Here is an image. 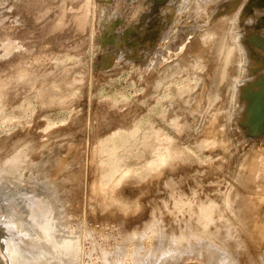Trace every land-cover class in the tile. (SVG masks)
<instances>
[{
	"label": "rangeland",
	"instance_id": "374dc122",
	"mask_svg": "<svg viewBox=\"0 0 264 264\" xmlns=\"http://www.w3.org/2000/svg\"><path fill=\"white\" fill-rule=\"evenodd\" d=\"M186 1L136 0L135 6L132 2L128 4L131 12L122 24H113L111 16L124 11L127 7L124 2H117L118 5L114 2L116 9L107 11L98 0H0V246L3 252L7 241L17 244L14 251H26L30 247L27 245L40 241L47 219L53 223L55 220L73 242H79L78 248L74 245L77 260L73 254L72 261L63 260L66 264H134L133 260L142 255L138 250L150 248L153 250L150 258L156 261L148 262L147 256L138 260V264L146 261L147 264H264V223L258 225L260 217L264 221V181L258 183L264 177L262 165L258 164L264 159L261 153L264 147L255 150L248 146L249 142L239 145L234 138L235 143L230 142L233 136L229 131L232 129L229 116L235 112L230 114L231 108L227 107L230 100V97L226 99L230 94L227 92L232 89L227 87L233 85L234 81H229L233 75L235 80L234 69L240 65L237 54L236 58L232 57L235 45L227 40H232L228 36L234 33V25L227 24L225 19L228 33L221 26L220 32L227 36L220 32L222 36L219 33L206 36L204 30L211 23L196 19L198 9L202 10L197 8V2L202 4L203 0ZM207 1L210 4L217 0ZM235 1L228 10L226 2L220 5L225 11L214 15L217 23H222L218 22L223 19L221 15L235 11L242 0ZM168 32L171 37L165 46L169 49L181 33L185 34L187 44L183 48L185 52L177 50L167 61L168 67H164L165 61L155 57L153 51L164 48L163 40ZM191 42L193 47L187 49ZM215 42L219 45L215 46ZM198 43L200 47L196 48ZM223 43L228 50L231 48L225 60L216 54L221 52ZM212 49L218 59L212 58ZM204 54L210 58L205 59ZM231 57L236 60L232 61ZM178 58L187 60L189 65L183 66L184 62ZM207 58L223 68H215ZM219 59L223 60L221 64L229 61L228 67L231 65V72L236 74L227 72L228 67L218 64ZM42 64L47 68L40 69V75L49 73V80L53 78L50 82L41 78L39 88L31 87V83L24 88L19 84L14 88L6 85L22 75L30 76ZM212 64L214 67L208 68ZM222 80L229 86L220 84ZM145 81L150 84L144 85ZM219 91L228 94L222 95L226 98L222 100L220 93V99H216L215 92ZM221 101H228L227 106L222 103L225 111L223 105L220 107ZM218 105L220 109L215 110ZM217 110L224 112L217 116ZM211 126L217 130L213 131ZM132 128L137 129L136 134L128 132ZM201 130L203 135L200 133L199 139L196 135ZM193 136L198 138V143L215 142L199 148ZM223 137L231 143L226 139L223 142L224 150L225 145H231L226 147L231 148L228 153L220 150L219 141ZM100 145L111 155L104 149L99 151ZM253 152L261 153V160L251 161ZM168 155L187 160L182 164H177L178 161L163 164L161 169L166 171L171 167V170L161 175L152 171L136 178L131 185L126 183L128 179H119L122 172L141 171L158 156ZM115 160L117 168L110 173L109 163ZM192 169L198 170L194 171L196 175ZM143 183L151 185L145 193L139 188ZM118 195H122L121 203L126 206L135 201L140 204L124 214L119 204L104 205ZM37 208L43 209L46 219L38 217ZM31 226L33 233L28 232ZM249 233L252 237L247 236ZM19 252L15 253L23 257L22 261L25 255ZM4 256L8 262L7 255ZM63 261L59 264H64Z\"/></svg>",
	"mask_w": 264,
	"mask_h": 264
},
{
	"label": "bare ground",
	"instance_id": "6f19581e",
	"mask_svg": "<svg viewBox=\"0 0 264 264\" xmlns=\"http://www.w3.org/2000/svg\"><path fill=\"white\" fill-rule=\"evenodd\" d=\"M186 1V0H185ZM206 0H203V1H201L202 2V4L200 3L199 4V1L197 2V0H196V2L198 3V7L197 6H195L194 4L192 5L195 9H196V7L197 8H202V10L201 9H198L199 11V13H197L196 15H197V17H196V19H200V20H202V21H205V22H207L208 21V23H211L210 24V26L206 29V30H204V34L206 35V36H208V34H209V36L210 35H214V33H219L220 31L222 32V30L224 29V31H225V33H228V32H226V25H225V19H226V22H227V24L228 23H233V25L234 26H232V28H234V33L232 34V32H230L231 30H228L231 34L228 36V37H231L232 38V40L231 39H228L227 38V40L231 43V41H232V43L235 45V51H233V53H232V57H235L234 55L235 54H237V58H238V65H239V68H236L237 69V71H236V69H234L235 70V72H237V75H236V77H235V80H234V76L235 75H233L232 77H233V80H231V81H229V82H232V81H234V83H233V85H232V87H231V85H230V87H227V88H232L231 90H229L230 92H227V90H226V92L229 94V96L226 98V97H222V95L224 96L225 95V93L224 92H215L216 94H217V97L220 95V93H221V96H219L220 98L222 97V100H223V98H226V99H228L229 97H230V100H229V106H227V102H225L226 103V106L227 107H230L231 108V110H229V112H230V114L233 112V110H234V114H231L230 116H229V118H231V122H230V124H231V128L232 129H230L229 131H231L230 133H231V135L233 136V137H231V139H235L236 140V143L238 142V144L239 145H242L243 143H246V142H249L250 144L248 145V146H251L250 148H252L253 147V149L255 148V150H256V148L258 149V148H261V147H264V0H242L241 1V3H240V5L235 9V11H233V12H230V13H224V14H222L221 16H223V19H222V21H218V22H222V23H217L216 22V18H213L214 17V15L216 14V13H218V12H221V10H223V11H225V9L224 8H222L221 9V7H220V5L222 4V3H224V2H226L227 3V5L225 6L227 9L226 10H228V9H231L233 6H234V4L236 3V1L235 0H217V1H214V3H213V1H212V3H208V2H211V1H207V2H205ZM124 2V1H123ZM135 2V1H134ZM184 2V1H183ZM183 2H180V4L181 3H183ZM187 2V1H186ZM193 2V1H192ZM206 3V7H202V5H204L205 3ZM115 3H117V2H115ZM133 3V2H132ZM195 3V2H194ZM204 3V4H203ZM207 3H208V5H207ZM119 3H117V5H118ZM122 4V3H121ZM125 4V3H124ZM137 4V3H136ZM172 4V3H171ZM196 4V3H195ZM225 4V3H224ZM132 5V4H131ZM133 5H134V3H133ZM184 5V4H183ZM252 5H253V7H252ZM135 6V5H134ZM133 6V7H134ZM167 6H168V4H167ZM169 6H170V3H169ZM178 6V5H177ZM114 7H116V6H114ZM113 7V8H114ZM131 7V6H130ZM132 7V8H133ZM171 7V6H170ZM114 9H116V8H114ZM135 9V8H134ZM166 9V8H165ZM189 9V8H188ZM191 10V9H190ZM178 12V11H177ZM178 14V13H177ZM247 14H249L250 16H248L247 18H246V16H247ZM226 17H228V18H226ZM173 19V18H172ZM176 24V23H175ZM229 24V25H230ZM185 25V24H184ZM229 25H227V27H229ZM223 28H221V27ZM185 28H187V27H185ZM171 29V28H170ZM226 29V30H225ZM229 29H231V28H229ZM169 31V30H168ZM182 31V30H181ZM180 31V32H181ZM220 32V33H221ZM219 33V34H220ZM187 34V33H186ZM222 35H225V34H223V33H221ZM220 34V36H222ZM171 35V32H168V34H167V37L165 38V40H163V42H164V48H162V47H157V49H156V51H153V55L155 56V57H158V58H161V59H163L162 60V62L164 63V61H165V65H164V67H168V62L167 61H169V59H171L173 56H174V53L175 52H177V50H183V48L184 47H186V42H185V39L186 38H184L183 37V35H185L184 33H181V34H178L177 36H176V38H175V45H173V46H170V49H169V47H167V46H165L166 44V42L168 41V39L171 37L170 36ZM174 36V35H173ZM225 36H227V34L225 35ZM186 37V36H185ZM188 38V37H187ZM218 38V37H217ZM216 38V39H217ZM225 38V37H224ZM200 39V38H199ZM221 39V43H222V41L224 42V40H222L223 38H220ZM174 40V39H173ZM227 41V42H228ZM200 42V41H199ZM217 42V41H216ZM216 42H215V46L218 44H216ZM218 42H219V44H220V41H219V39H218ZM226 41H225V43H227ZM228 42V43H229ZM228 43H227V45H228ZM200 43H198V44H196V45H198L196 48H199L200 47V45H199ZM218 44V45H219ZM195 45V44H194ZM202 45V44H201ZM214 45V44H213ZM212 45V46H213ZM221 45V44H220ZM226 44H224L223 43V45L222 46H220V49H221V52H220V50H219V52H217L216 54H221V56H218V55H215L214 54V52H216L219 48H217L216 49V51H214L213 49H215V46H213V52H210L211 54H213V56H212V58L214 57V60H215V58H217L216 56H218V58H220V57H223L222 59H224V58H226V57H229V54H227L228 53V51H231V48H230V50H228L227 49V47L229 46H225ZM162 46V45H161ZM188 47H187V49L188 48H191V47H193V43L191 42V44H189L188 43V45H187ZM212 46H211V48H212ZM168 48V49H167ZM210 48V49H211ZM229 48V47H228ZM186 49V50H187ZM127 50V49H126ZM165 50V51H164ZM170 50V51H169ZM190 50V49H189ZM207 50V49H206ZM211 50V51H212ZM184 52H185V50H183ZM205 51V50H204ZM207 51H209V48H208V50ZM187 52H190V51H187ZM206 52V51H205ZM234 52H237V53H234ZM152 53V52H151ZM209 53V52H208ZM208 53H206L207 55H209ZM231 53V52H230ZM203 54V53H202ZM211 54H210V57H211ZM181 55H183L182 53H181ZM187 55H188V53H187ZM205 55V54H204ZM204 55H202V56H204ZM207 55H205L204 56V58L207 56ZM144 56L146 57L147 55L146 54H144ZM180 56V55H179ZM185 56V55H184ZM82 57V56H81ZM144 57V58H145ZM183 57V56H182ZM188 57V56H187ZM207 57H209V56H207ZM209 57V58H210ZM231 57V58H232ZM186 59V56L185 57H183V59ZM203 58V57H202ZM203 58V59H204ZM209 58H207V60H208V62L210 61V60H212V59H210L209 60ZM217 58V59H218ZM236 58V57H235ZM235 58H232L233 60L232 61H235L236 59ZM179 59V58H178ZM184 59V60H185ZM188 59V58H187ZM206 59V58H205ZM228 59V58H227ZM230 59V58H229ZM180 60V62L182 63V61H181V59H179ZM189 60H190V57H189ZM225 60V59H224ZM187 61V60H186ZM186 61L183 63V66L185 65V64H187L186 63ZM191 61V60H190ZM221 60L219 59V62H220ZM229 61H231V59L229 60ZM229 61H228V63H226V64H221L222 62H223V60H222V62H220V63H218V64H220V65H225L224 67L225 68H227L228 67V65L227 64H229ZM231 61V63H233ZM192 62V64H193V62L194 61H191ZM203 62H205V61H203ZM210 62H212V63H214L213 62V60L212 61H210ZM216 62V61H215ZM218 62V61H217ZM225 62H227V60L225 61ZM224 62V63H225ZM179 63V62H178ZM181 63H180V65H181ZM199 63H201V62H199ZM217 64V63H216ZM215 63H214V66L216 65ZM234 64V63H233ZM237 64V63H236ZM179 65V64H178ZM179 65V66H180ZM187 65H189V63L187 64ZM211 65V64H210ZM47 65H45V64H42V66L41 67H36V72H33L30 76H25V75H22V77H20V78H15L13 81H7V83H6V85L7 86H13V88H14V85H17V84H19V85H22L23 86V88L24 87H26V85H29L30 83L31 84H33V86H31V87H34L35 85L37 86H39V81L41 80V78H43L44 80V82H47L48 80H49V77H47L48 75H49V73H42L41 75H40V69H46L47 67H46ZM209 66V65H208ZM213 66V64H212V66H210V67H208V68H212V67H214ZM219 66V65H218ZM218 66H215V68H218ZM230 66V68H231V65H229ZM237 66V65H236ZM241 66V67H240ZM9 68L11 67V66H8ZM75 67V66H74ZM77 67V66H76ZM181 67H182V65H181ZM185 67H186V65H185ZM222 66H219V68H221ZM65 68H66V66H65ZM73 68V67H72ZM183 68V67H182ZM189 68V67H188ZM195 68V67H194ZM196 68H197V66H196ZM223 68V67H222ZM229 68V67H228ZM227 68V72H228V70H229V72L230 73H232L233 72V74L235 73L234 71H232L231 72V70H230V68L228 69ZM235 68V67H234ZM70 69V68H69ZM68 69V70H69ZM214 69V68H213ZM239 69V70H238ZM207 70H209V69H207ZM216 70L217 69H214V71L216 72ZM224 70V69H223ZM223 70H219L218 69V71H223ZM232 70H233V68H232ZM212 71V70H211ZM210 71V72H211ZM65 72V71H64ZM67 70H66V76H67ZM209 72V71H208ZM224 72V71H223ZM227 72H225V73H227ZM64 73V74H65ZM224 73V74H225ZM227 74V75H231V74ZM195 74V73H194ZM199 74V73H198ZM212 74H213V76H214V72H212ZM218 74V73H217ZM224 74H222L223 75V77H225V75ZM236 74V73H235ZM146 75V74H145ZM144 75V76H145ZM150 75V74H149ZM206 75V74H205ZM204 75V76H205ZM216 75V74H215ZM221 75H219V77H220ZM50 77H52V76H50ZM65 77V76H64ZM143 77V76H142ZM145 77H147V76H145ZM215 77V76H214ZM222 77V78H223ZM230 77V76H229ZM229 77H227V78H224V79H226V81H227V79L229 78ZM206 77H204V79H205ZM221 78V79H222ZM53 79V78H52ZM52 79H50L49 80V82L52 80ZM202 79H203V77H202ZM216 79V78H215ZM218 79V78H217ZM232 79V78H231ZM21 80V81H20ZM146 80V79H145ZM213 80H214V78H213ZM62 81H63V79H62ZM71 80H69V79H66V82H70ZM150 81V80H149ZM149 81H145L144 82V85H145V83H148ZM216 81V80H215ZM215 81H213V82H215ZM223 81H225V80H222V81H220V82H218V83H220V84H222V82ZM151 82V81H150ZM150 82L148 83V84H150ZM217 82V81H216ZM21 83V84H20ZM63 83V82H62ZM223 83H225L226 84V86L228 85L226 82H223ZM148 84H147V86H148ZM216 83H214V84H212L213 86L215 85ZM219 84V85H220ZM230 84V83H229ZM48 83H47V87H48ZM223 85V84H222ZM18 86V85H17ZM30 86V85H29ZM37 86V87H38ZM151 86H152V84H151ZM213 86H212V89H213ZM224 87H225V85H223ZM222 86V87H223ZM229 86V85H228ZM4 87H5V84H4ZM11 87H9V89L11 88ZM37 87H35V88H37ZM218 87H220V86H218ZM221 87V90L223 89ZM22 88V87H21ZM39 88V87H38ZM62 88V87H61ZM80 88V87H79ZM78 88V89H79ZM147 88H149V87H147ZM216 88H217V85H216ZM3 89V88H2ZM1 89V90H2ZM5 89H6V87H5ZM12 89V88H11ZM10 89V90H11ZM38 91H40L39 89H37ZM57 90V89H56ZM215 90V89H214ZM218 90V89H217ZM216 90V91H217ZM223 90H225V89H223ZM222 90V91H223ZM12 91V90H11ZM79 91H81V90H79ZM156 91V90H155ZM6 92H7V90H6ZM154 92V91H153ZM206 92V91H205ZM2 93H4V91L2 92ZM80 93V92H79ZM78 93V94H79ZM192 93V92H191ZM10 94V93H9ZM55 94V93H54ZM210 94H213V92H211ZM209 94V95H210ZM219 94V95H218ZM227 94V95H228ZM189 95V94H188ZM227 95H225V96H227ZM80 96V95H79ZM210 96H212V95H210ZM215 97H216V95H214ZM213 96V97H214ZM53 97V96H52ZM214 97V98H215ZM216 97V99H220L219 97L217 98ZM6 98V97H5ZM194 98V97H193ZM197 98V97H196ZM195 98V99H196ZM4 100V99H3ZM49 101V100H48ZM51 101V100H50ZM49 101V103H51ZM216 101V100H215ZM220 102V101H219ZM218 102V100H217V103H219ZM224 102H222L221 101V105H220V107L223 105V109L222 110H226V108H224V105L225 104H222V103H224ZM46 103H47V101H46ZM101 103V102H100ZM99 103V104H100ZM216 103V102H215ZM101 104H103V102L101 103ZM220 104V103H219ZM109 105V104H108ZM107 105V106H108ZM100 106V105H99ZM105 106V105H104ZM103 106V107H104ZM106 106V107H107ZM194 106V105H193ZM225 106V107H226ZM194 107H197V106H194ZM193 107V108H194ZM199 107V106H198ZM201 108V107H200ZM215 108V107H214ZM217 108H219V105H218V107H216L215 108V110L217 109ZM102 109V108H101ZM105 108H103V110H104ZM107 109H110V108H107ZM195 109V108H194ZM197 109V108H196ZM220 109V108H219ZM111 110H112V108H111ZM206 110V109H205ZM212 110V109H211ZM221 110V111H222ZM224 110V111H225ZM110 111V110H109ZM109 111H108V113H109ZM201 112H202V110H200ZM207 111V110H206ZM223 111V112H224ZM101 112V111H100ZM102 112H105L104 114H106L107 113V111H102ZM216 112V111H215ZM214 112V115H216V113ZM218 112H220V110L218 111L217 110V116L218 115H222V113L221 114H218ZM207 113V112H206ZM210 113V112H209ZM102 115V114H101ZM199 116L201 115V113L200 114H198ZM209 115V114H208ZM214 115L213 116H211V117H213L214 119H215V117H214ZM197 116V115H196ZM206 116V115H205ZM204 116V117H205ZM209 116V117H210ZM216 116V117H217ZM206 117H208V116H206ZM210 117V118H211ZM223 117H225L224 116V114H223ZM210 118H208V119H210ZM217 118H221V117H217ZM216 121L218 120V119H215ZM221 122V121H220ZM225 122V121H224ZM214 124V123H213ZM218 124V123H217ZM216 125V124H215ZM201 128V127H200ZM199 128V129H200ZM230 128V127H229ZM198 129V128H197ZM202 129V128H201ZM211 129L213 130V131H216L217 130V128H215V127H212L211 126ZM129 133H137V129L136 128H132L131 130H129L128 131ZM227 132V131H226ZM69 133H72L71 131L69 132ZM118 133H119V131H118ZM200 133H201V135H203V133H202V130L201 131H199V133L197 134V132H196V134H193V135H196V136H199L200 135ZM216 133V132H215ZM219 133V132H218ZM230 133L228 134L229 135V137L231 136L230 135ZM114 135H116V134H114ZM226 135H227V133H226ZM186 136V135H185ZM190 136H192L191 134H190ZM195 136V137H196ZM188 138H189V135L187 136ZM187 137H185V139L187 138ZM194 137V136H193ZM194 137V138H195ZM202 137V136H201ZM191 138V137H190ZM189 138V139H190ZM224 138V137H223ZM193 139V138H192ZM196 139H197V144L200 146L199 148H203V147H206V145H210V144H213L215 141H210V142H207V141H199V143H198V138L196 137ZM199 139H201L200 138V136H199ZM203 139V138H202ZM227 140V137H225L224 139H220V143L222 144H220L219 146H221V148H220V150H224V148H222V147H224V143L226 142V140ZM230 139V140H231ZM233 139V140H234ZM188 140V139H187ZM216 140V139H215ZM233 140H231L230 142H232L233 144L235 143V140L233 141ZM189 141V140H188ZM217 141V140H216ZM225 141V142H224ZM224 142V143H223ZM227 142L228 143H230L228 140H227ZM240 142V143H239ZM242 142V143H241ZM195 143V142H194ZM191 144V143H190ZM189 144V145H190ZM231 144V143H230ZM229 144V146L228 147H230L231 145ZM198 145H197V147H198ZM238 145V146H239ZM244 145V144H243ZM196 146V145H195ZM226 145H225V149L227 150V147ZM234 146V145H233ZM247 146V145H246ZM192 147V146H191ZM196 147V148H197ZM198 148V149H199ZM236 148V147H235ZM235 148L234 147H232V149H234L235 150ZM98 149H99V151L101 150V149H104V147H103V145H100L99 147H98ZM194 149V148H193ZM204 149V148H203ZM219 149V148H218ZM229 149H231V148H229ZM228 149V150H229ZM202 150V149H201ZM226 150H224L225 152H230V151H226ZM241 150H243V149H241ZM247 150H249V149H247ZM254 150V151H255ZM104 151H105V153L109 156V155H111L110 154V152L108 151V150H106V149H104ZM198 151H200V149L198 150ZM232 151V150H231ZM245 151V150H244ZM224 152V153H225ZM243 153H245V152H243ZM249 153V152H248ZM247 153V154H248ZM251 153H252V151H251ZM255 152H253V154H254ZM256 153H257V151H256ZM261 153H264V152H261ZM261 153H260V155H261ZM187 155H189V154H187V152H186V156ZM191 155V154H190ZM190 155L188 156V157H190ZM226 155V154H225ZM228 155V154H227ZM227 155H226V157H227ZM248 155H250V154H248ZM260 155H256V154H254V155H252V157H253V160H251V161H255L256 159H259V160H261L260 159ZM251 156V155H250ZM103 157V156H102ZM114 158V157H113ZM192 158V157H191ZM256 158V159H255ZM190 159V158H189ZM245 159V158H244ZM187 160V158H185V157H181V158H179V159H174V157L173 156H171V155H168L167 157H164V156H158L155 160H153L151 163H147V165L145 166V168L144 169H142L141 171L140 170H133V171H125V172H122V173H120V176H119V179H128V181L126 182L128 185H131L132 183H134L135 181H136V178H138V179H140V178H142V177H144L145 175H148V174H150L152 171H159V174L161 175V173L163 174V173H167V172H169L170 170H171V167L170 168H168V170L166 169V171L164 170V168L163 169H161V166L163 165V164H171L172 162H174V161H178V163L177 164H182V162H185ZM195 160V159H194ZM221 160V159H220ZM222 161V160H221ZM221 161H219L220 163H221ZM264 159L262 158V160L261 161H258V164H261L260 166H261V168H260V170H264ZM112 162V161H111ZM109 163L110 165H109V167H108V171L111 173V172H113L116 168H117V160H115L114 162H112V163ZM213 161H210V164H213L212 163ZM216 162V161H215ZM248 162V161H247ZM197 163V162H196ZM249 163L251 164V162L249 161ZM254 163V162H253ZM189 164H191V162L189 163ZM214 164H216V163H214ZM232 164V163H231ZM257 164V165H258ZM194 165V164H193ZM217 165H219V164H217ZM191 166V165H190ZM259 166V167H260ZM104 167V166H103ZM144 167V166H143ZM164 167V166H163ZM166 167V166H165ZM193 167V166H192ZM102 168V167H101ZM141 168V167H140ZM214 168H216V167H214ZM258 168V167H257ZM194 169V168H193ZM192 169V170H193ZM217 169V168H216ZM101 170V169H100ZM196 170V169H195ZM195 170H193V173L196 175V172H194ZM235 170V169H234ZM181 171V170H180ZM196 171H198V170H196ZM238 171V170H237ZM241 171V170H240ZM101 172V171H100ZM104 172V169L102 170V173ZM173 172V171H172ZM256 172V171H255ZM251 174V173H250ZM248 175L250 178L252 177L251 175ZM158 175V174H157ZM167 175V174H166ZM199 175V174H198ZM155 177V176H154ZM249 178V179H250ZM252 180V179H251ZM178 181V180H177ZM177 181H175V182H177ZM264 181V177H263V179H261V181L259 180V182L258 183H262ZM179 182V181H178ZM264 183V182H263ZM147 184H145V183H143V184H141L140 186H139V188H140V192H142V193H145L146 192V190H148L149 189V187H150V189H151V185H147ZM176 186V185H175ZM245 187V186H244ZM243 187V188H244ZM105 191H108V188L107 187H105V188H103ZM150 191V190H149ZM99 192V191H98ZM255 194H258V192L256 193V192H254ZM253 192H252V194H254ZM123 195V194H122ZM122 195H118V196H116V197H112L110 200H107L105 203H104V205L106 206V205H111V204H119L120 205V207L121 208H119L120 209V211L121 212H123V214L125 213V212H128V210L131 208V207H137V206H139V204H140V202L139 201H135V202H133V204L132 205H130V206H126V205H124L123 203H121V198H122ZM22 200V199H21ZM124 200V199H123ZM18 201H20V200H18ZM18 201H16V202H18ZM23 201V200H22ZM26 201V200H25ZM29 201H30V199H29ZM15 202V201H14ZM24 202V201H23ZM18 203H20V202H18ZM26 204L28 203V199H27V201L25 202ZM24 203H22L21 202V205H23ZM7 205V204H6ZM20 205V204H19ZM9 206H10V204H9ZM15 206H17L16 204H15ZM12 207V206H11ZM10 207V208H11ZM23 207H24V205H23ZM165 208V207H164ZM166 209V208H165ZM20 210V209H19ZM211 210H212V208H211ZM214 210V209H213ZM37 211H38V217H40V218H45L46 219V216H45V214L43 213V209L41 208V209H39V208H37ZM159 211V210H158ZM207 211V210H206ZM209 211V210H208ZM215 211V210H214ZM158 213V212H157ZM156 213V214H157ZM184 213H186V212H184ZM155 214V213H154ZM204 214H205V212H204ZM208 217V216H207ZM259 218V217H258ZM207 219V218H206ZM264 220V219H263ZM56 221L58 222V220L56 219ZM257 221H258V219L255 221V224L257 223ZM45 223L43 224V226L45 227L43 230H44V234L43 235H41V238L42 239H40V241H37V242H35V243H33L32 245H27V246H30V247H27V250L25 251H22V250H18V251H20L19 253H21V254H23V256L25 255V259L24 260H22V261H20V258H23V257H21V256H19V257H17L16 255H18V253L16 254L15 252H18V251H14V249L16 248H14L13 249V247L14 246H17V244H16V242H15V244L16 245H12V242L11 243H9L10 241H7V243L6 242H4V252H3V249H2V246H0V264H8V262L10 263V264H59V263H61L63 260H65V262L66 261H68V260H73L72 259V257H74V255H75V253H74V245H75V241L73 242L72 241V237H70V236H68L66 233L67 232H65V231H63L62 230V228L60 227V225H59V227L61 228H59L56 224H55V220H54V223L52 222V221H50V220H47L46 219V221H44ZM59 223V222H58ZM264 223V221L262 222V219H261V217L259 218V223H258V225L259 224H263ZM155 224V223H154ZM257 225V226H258ZM34 226V225H33ZM261 226V225H260ZM29 227H30V225H29ZM159 227V226H158ZM157 227V228H158ZM162 227H164V226H162ZM33 227L31 226V228H29L28 229V232H30V233H33V232H31L30 231V229L32 230V231H34L33 229H32ZM156 228V229H157ZM225 228H227V227H225ZM252 228H255V226L254 227H252ZM259 228V227H258ZM261 228H263V225L261 226ZM153 229V228H152ZM159 229V228H158ZM157 229V230H158ZM27 230V229H26ZM36 230V229H35ZM258 230H261L260 228L258 229ZM256 231V233L257 232H259V233H261L260 231ZM263 230V229H262ZM37 231V230H36ZM152 231V230H151ZM155 231V230H154ZM158 231H160V229L158 230ZM158 231H156V232H158ZM164 231V230H163ZM224 231H226V230H224ZM25 232V231H24ZM28 232H26L27 234H28ZM149 232V231H148ZM155 232V233H156ZM162 232V231H161ZM264 232V231H263ZM29 233V234H30ZM145 233V232H144ZM154 233V234H155ZM224 233V232H223ZM228 233H229V231H228ZM247 233V232H246ZM250 233H252V232H250ZM250 233L247 235V236H251L250 235ZM24 234V233H23ZM27 234H25V235H27ZM28 234V235H29ZM153 234V233H152ZM227 234V233H226ZM253 234L255 235V233H254V230H253ZM263 234V233H262ZM161 235V234H160ZM165 235V234H164ZM261 235V234H260ZM31 236V235H30ZM72 236V235H71ZM163 236V235H162ZM224 236H226V235H224ZM71 239H70V238ZM165 237V236H164ZM252 237V236H251ZM260 237V236H259ZM27 238V237H26ZM146 238V237H145ZM148 238V237H147ZM261 238V237H260ZM226 239V238H225ZM230 239V238H229ZM234 239L235 238H233V241H234ZM253 239V238H252ZM39 240V239H38ZM74 240V239H73ZM76 240V239H75ZM232 240V238L230 239V241ZM249 240V239H248ZM254 240V239H253ZM252 240V241H253ZM14 241V240H13ZM16 241V240H15ZM236 241V240H235ZM239 241V240H238ZM251 241V240H250ZM252 241H251V243H252ZM256 241H257V239H256ZM259 241V240H258ZM249 242V241H248ZM254 242H255V240H254ZM261 242H262V240H261ZM260 242V243H261ZM5 243L7 244V245H5ZM14 243V242H13ZM30 244H31V242H29ZM28 243V244H29ZM43 243V244H42ZM79 243V242H78ZM78 243H76L77 244V248L79 247V245H78ZM225 243H227V242H225ZM250 243V242H249ZM256 243V242H255ZM260 243H258L257 242V244H260ZM42 245H43V247H42ZM40 246L42 247V248H40ZM76 248V249H77ZM17 249V248H16ZM22 249V248H21ZM139 251H141L142 253V255H139V256H137L134 260H133V262H134V264H138L139 263V261L138 260H141V258H143V257H147V256H149L146 260L149 262H151L152 260V249L150 248V249H141V250H138V254H140L139 253ZM7 255V257H8V262L6 261V256H4V255ZM21 254H19V255H21ZM74 254V255H73ZM78 253H76V255H77ZM75 255V259H76V256ZM150 256L152 257V258H150ZM153 256H155L154 255V253H153ZM19 258V259H18ZM156 258V257H155ZM52 259H55V260H52ZM149 259V260H148ZM77 260V259H76ZM76 260H74L75 262H76ZM145 260V261H146ZM147 261H146V264H147ZM153 261H154V259H153ZM152 261V262H153ZM156 261V260H155ZM154 261V262H155ZM64 262V261H63ZM64 262V264H66ZM69 263H70V261H69ZM73 263V262H72ZM181 263V262H180ZM75 264V263H74ZM77 264V263H76ZM145 264V263H144ZM149 264V263H148ZM152 264V263H151Z\"/></svg>",
	"mask_w": 264,
	"mask_h": 264
},
{
	"label": "flooded vegetation",
	"instance_id": "af4514ba",
	"mask_svg": "<svg viewBox=\"0 0 264 264\" xmlns=\"http://www.w3.org/2000/svg\"><path fill=\"white\" fill-rule=\"evenodd\" d=\"M98 1L103 3L104 8L107 11L110 10L112 7H114V2H123L124 1V3L127 4V7L121 13H116V14L114 13V16L112 14L111 20H110V23L112 22L114 24V23L118 22V24H122V22L124 21L125 17L127 15H129L130 12H131V8H130V6L128 4L131 3V2H134L136 0H98ZM160 1L164 2V1H167V0H160ZM140 19H142V16H140L139 20Z\"/></svg>",
	"mask_w": 264,
	"mask_h": 264
},
{
	"label": "water",
	"instance_id": "95a60500",
	"mask_svg": "<svg viewBox=\"0 0 264 264\" xmlns=\"http://www.w3.org/2000/svg\"><path fill=\"white\" fill-rule=\"evenodd\" d=\"M1 233L3 234L4 232L3 231H1ZM4 235V234H3ZM3 238H5V237H3Z\"/></svg>",
	"mask_w": 264,
	"mask_h": 264
}]
</instances>
